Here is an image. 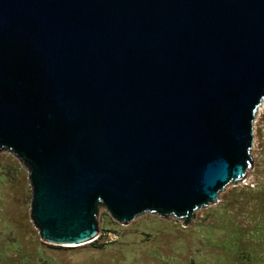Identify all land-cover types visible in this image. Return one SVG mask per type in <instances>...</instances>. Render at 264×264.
<instances>
[{"label": "water", "instance_id": "1", "mask_svg": "<svg viewBox=\"0 0 264 264\" xmlns=\"http://www.w3.org/2000/svg\"><path fill=\"white\" fill-rule=\"evenodd\" d=\"M263 100L264 0H0V152L48 242L192 226L253 166Z\"/></svg>", "mask_w": 264, "mask_h": 264}, {"label": "rangeland", "instance_id": "2", "mask_svg": "<svg viewBox=\"0 0 264 264\" xmlns=\"http://www.w3.org/2000/svg\"><path fill=\"white\" fill-rule=\"evenodd\" d=\"M263 103L255 114L253 166L202 207L192 226L150 212L119 223L105 213L95 244L48 242L31 219L27 168L0 152V264H264Z\"/></svg>", "mask_w": 264, "mask_h": 264}, {"label": "trees", "instance_id": "3", "mask_svg": "<svg viewBox=\"0 0 264 264\" xmlns=\"http://www.w3.org/2000/svg\"><path fill=\"white\" fill-rule=\"evenodd\" d=\"M96 242L95 241H93L92 243H90V244H95Z\"/></svg>", "mask_w": 264, "mask_h": 264}, {"label": "built area", "instance_id": "4", "mask_svg": "<svg viewBox=\"0 0 264 264\" xmlns=\"http://www.w3.org/2000/svg\"><path fill=\"white\" fill-rule=\"evenodd\" d=\"M262 105V104H261ZM261 105L259 106L258 110L260 109Z\"/></svg>", "mask_w": 264, "mask_h": 264}, {"label": "bare ground", "instance_id": "5", "mask_svg": "<svg viewBox=\"0 0 264 264\" xmlns=\"http://www.w3.org/2000/svg\"><path fill=\"white\" fill-rule=\"evenodd\" d=\"M263 103V102H262ZM264 104V103H263ZM263 106V105H262ZM85 244H87V243H85Z\"/></svg>", "mask_w": 264, "mask_h": 264}]
</instances>
